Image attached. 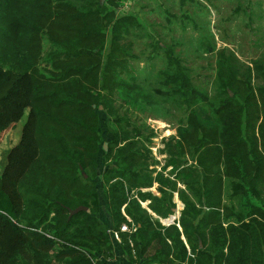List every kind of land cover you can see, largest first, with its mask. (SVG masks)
Returning a JSON list of instances; mask_svg holds the SVG:
<instances>
[{
	"label": "trees",
	"instance_id": "1",
	"mask_svg": "<svg viewBox=\"0 0 264 264\" xmlns=\"http://www.w3.org/2000/svg\"><path fill=\"white\" fill-rule=\"evenodd\" d=\"M116 1L110 0V9L101 12L82 8L73 0H0V136L26 115L19 141L6 154L0 175V264H48L58 241L62 248L55 258L61 259L60 264H108L113 238L110 227L95 214L100 209L99 183L94 180L101 142L98 110H107V102L101 104L107 92L119 90L127 99L143 96L147 101L154 92L165 94L152 88L146 78L136 81L128 76L126 80L122 70L127 65L122 60L126 51L118 45L117 32L128 33L137 22L125 11L117 14ZM96 2L101 9L108 4ZM220 55L227 61L223 51ZM170 63L169 77L179 92L173 90L168 96L181 93L184 102H210L216 107L217 122L205 127L196 110L186 114L187 128L178 132L174 148L192 145L198 164H182L173 155L167 166L173 181L188 183L193 200L184 196L180 225L163 227V234L162 228H154L151 217L140 212L138 202L129 208L122 187L143 179L133 172L141 154L120 146V140L114 145L118 155L105 149L104 160L110 163L101 178L120 179L107 193L123 248L131 254V239L142 264L185 260L187 264H264V199L253 195L257 204L246 199L252 203L251 210L236 215V222L222 221L219 210L224 177L232 179L245 196L253 194L254 184L264 183V89L259 88L257 95L251 87L253 71L256 78L264 79V68L256 65L251 71L247 67L238 74L236 65L221 62L222 93L211 99L192 86L178 60ZM122 140L128 145V138ZM220 165H224L220 173L210 171ZM156 179L161 182L163 174L158 172ZM81 205L87 210L70 216V210ZM124 205L132 220L129 225L137 228L130 234L121 231L127 222L121 212ZM164 208L165 214L172 210L168 205ZM224 209L230 212L227 206ZM152 210L163 215L159 207ZM181 228L190 254L181 240ZM155 245L158 249L148 256ZM179 250L181 257L175 253Z\"/></svg>",
	"mask_w": 264,
	"mask_h": 264
},
{
	"label": "rangeland",
	"instance_id": "2",
	"mask_svg": "<svg viewBox=\"0 0 264 264\" xmlns=\"http://www.w3.org/2000/svg\"><path fill=\"white\" fill-rule=\"evenodd\" d=\"M73 2L82 8L101 12H104L106 7L109 10L112 5L109 4L110 0H105L108 4L103 9L96 0H73ZM115 4L119 8L117 14L125 11L137 22L128 29V33L122 34L120 30L117 32L118 45L126 51V55L122 58L127 63L126 69L122 67L126 80L129 79L128 76L135 77L136 81L146 78L151 82L152 88L165 92V94L154 92L153 96H149L150 101L144 100L143 96L127 99L119 90L112 94L107 92V96L101 102V104L107 102L105 103L107 110L103 108L98 110L101 130L99 170L97 177L92 175L99 183L100 209L95 214L110 227L111 237L121 239L122 236L112 223L107 193L111 185L119 184L120 179L110 182L106 179L102 180L101 175L110 163L104 160L105 149H112L113 153L118 155V146L114 145L120 140V146H127L129 151L141 154L142 160L134 162L133 172L136 170L143 179L140 178L135 186L130 183L122 185L128 197L129 208L133 209L134 204L138 202L141 207L140 212L146 213L148 219L151 217L155 223L154 228L156 230L162 228V231L160 230L162 234L166 232L163 227L170 224L180 225L186 207L184 196L193 200L194 192L192 194L187 182L173 181L174 175L167 164L173 155L178 156L185 165H196L198 159L192 145L184 144L180 148H174L178 132L186 130L185 117L192 109L197 111L205 127L212 128L217 119L214 114L216 107L214 108L210 102L207 104L200 99L184 102L185 96L181 93L168 96L173 90L179 92L178 85H173L169 77L168 67L170 62L178 60L191 77L192 86L211 99L222 93L219 83L221 62L236 65L238 74L247 70L245 69L247 67L251 71L256 65L264 68V0H117ZM110 32L111 30L108 33ZM222 51L223 56L228 57L227 61L220 59ZM231 53L237 60L235 57L231 58ZM117 67L118 65L115 68ZM251 87L255 89L257 95L259 88L264 89V79L256 78L255 71H253ZM242 89L245 90L246 87ZM111 106L112 111L108 110ZM25 120L26 115L15 127L0 136V175L4 168L5 156L19 141ZM124 138H128V145H126L127 141L122 140ZM259 150H263L262 146H259ZM113 163L112 161L111 165ZM165 165L167 167L163 169ZM223 167L224 165H220L210 171L220 173L219 169ZM158 172L163 174L161 182L156 179ZM253 191V194L250 191L247 192V196L242 195L233 186L232 179L224 177L222 205L219 209L222 221L236 222V215H243L247 210H251L252 203L251 201L247 203L246 199L248 201L250 198L249 200L257 204V199L253 195L264 199V183L254 184ZM141 194L148 196L143 197ZM194 201L196 202V199ZM245 204L247 207H244ZM167 205L172 210L168 213L167 209L168 212L165 214L164 206ZM125 206L121 212L126 218L125 226L130 234L137 228L134 224L129 225V221L132 220L127 217ZM195 206L197 209L201 208L198 204ZM226 206L230 208L229 213L224 209ZM153 207H159L163 215L156 214L152 210ZM205 211L200 213V217ZM181 232L183 234L182 228ZM174 235V232L170 233L169 243L172 247ZM181 236L182 242L188 248L185 235ZM61 244V241H58L54 245L49 253L50 259L48 258L46 263H61V259L55 258L61 251ZM152 247V251L147 252L150 257L158 249L157 245ZM188 250L190 254L191 248L189 247ZM175 253L181 257L180 250ZM179 263L187 264V260L178 261L177 264Z\"/></svg>",
	"mask_w": 264,
	"mask_h": 264
},
{
	"label": "crops",
	"instance_id": "3",
	"mask_svg": "<svg viewBox=\"0 0 264 264\" xmlns=\"http://www.w3.org/2000/svg\"><path fill=\"white\" fill-rule=\"evenodd\" d=\"M125 225V224H123ZM124 231V230H122ZM128 232V231H127ZM113 240V250L111 256H109L108 264H142V259L138 258L136 251L133 247V243L130 241L132 248L131 254L128 253L125 248H123L124 243H122V238H114Z\"/></svg>",
	"mask_w": 264,
	"mask_h": 264
},
{
	"label": "water",
	"instance_id": "4",
	"mask_svg": "<svg viewBox=\"0 0 264 264\" xmlns=\"http://www.w3.org/2000/svg\"><path fill=\"white\" fill-rule=\"evenodd\" d=\"M84 175L86 176V174H84ZM82 210H87V207L81 205V206H78V207L75 208V209H71V210H70V216H72V215H74V214H76V213H78L79 211H82Z\"/></svg>",
	"mask_w": 264,
	"mask_h": 264
},
{
	"label": "built area",
	"instance_id": "5",
	"mask_svg": "<svg viewBox=\"0 0 264 264\" xmlns=\"http://www.w3.org/2000/svg\"><path fill=\"white\" fill-rule=\"evenodd\" d=\"M121 230L128 231L125 225H122Z\"/></svg>",
	"mask_w": 264,
	"mask_h": 264
}]
</instances>
